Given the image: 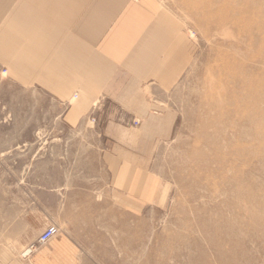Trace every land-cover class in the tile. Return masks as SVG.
Segmentation results:
<instances>
[{
	"label": "rangeland",
	"instance_id": "rangeland-1",
	"mask_svg": "<svg viewBox=\"0 0 264 264\" xmlns=\"http://www.w3.org/2000/svg\"><path fill=\"white\" fill-rule=\"evenodd\" d=\"M145 2L180 25L190 57L157 101L164 110L149 111L171 125L165 135L146 126L137 148L146 172L125 208L104 171L115 101L91 102L74 123L79 93L18 83L0 62V249L19 250L24 264L66 235L74 264H264V35L232 24L247 5L257 27L264 0ZM51 225L59 233L40 244ZM38 230L35 243L18 244Z\"/></svg>",
	"mask_w": 264,
	"mask_h": 264
},
{
	"label": "crops",
	"instance_id": "crops-1",
	"mask_svg": "<svg viewBox=\"0 0 264 264\" xmlns=\"http://www.w3.org/2000/svg\"><path fill=\"white\" fill-rule=\"evenodd\" d=\"M176 24L145 0H0V62L10 77L60 98L79 93L72 100L74 123L91 102L109 98L117 104V117L104 123V135L113 141L104 151V171L124 208L127 197L137 201L142 181L137 176L146 172L137 155L141 142L149 141L146 126L165 135L171 125L149 111L163 109L157 101L189 64V39ZM137 115L143 119L140 129L130 124ZM42 230L30 239L21 236L18 244L35 243ZM73 238L66 235L55 246L38 248L35 263L74 264ZM17 254L0 249V263L24 264Z\"/></svg>",
	"mask_w": 264,
	"mask_h": 264
},
{
	"label": "bare ground",
	"instance_id": "bare-ground-1",
	"mask_svg": "<svg viewBox=\"0 0 264 264\" xmlns=\"http://www.w3.org/2000/svg\"><path fill=\"white\" fill-rule=\"evenodd\" d=\"M237 12L242 13V18H239L237 20L232 21L233 26L235 27H239L242 31V33L250 38V39H254V37L256 36L257 39L259 38V34L264 35V21L262 20L261 22L257 23V27H256V23L255 20H253L251 18V16H249L251 14V9L249 8V6L247 5H243L237 8ZM256 29V31H255ZM257 32V33H256ZM262 39H259V41ZM264 42V41H263ZM263 45V44H261ZM264 62V60H263ZM260 73H262L263 75V79L264 80V72L262 70H260Z\"/></svg>",
	"mask_w": 264,
	"mask_h": 264
},
{
	"label": "built area",
	"instance_id": "built-area-1",
	"mask_svg": "<svg viewBox=\"0 0 264 264\" xmlns=\"http://www.w3.org/2000/svg\"><path fill=\"white\" fill-rule=\"evenodd\" d=\"M58 233H59V228L55 225H51L42 233L38 241L40 244H44L49 240H51Z\"/></svg>",
	"mask_w": 264,
	"mask_h": 264
}]
</instances>
